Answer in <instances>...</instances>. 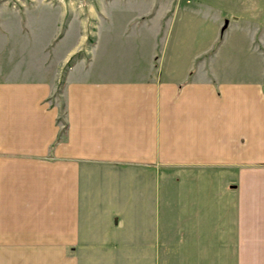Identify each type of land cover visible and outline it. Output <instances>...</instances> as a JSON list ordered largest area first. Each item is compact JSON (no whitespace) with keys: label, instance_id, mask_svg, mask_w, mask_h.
<instances>
[{"label":"crops","instance_id":"1","mask_svg":"<svg viewBox=\"0 0 264 264\" xmlns=\"http://www.w3.org/2000/svg\"><path fill=\"white\" fill-rule=\"evenodd\" d=\"M0 3V264H264V0Z\"/></svg>","mask_w":264,"mask_h":264},{"label":"rangeland","instance_id":"2","mask_svg":"<svg viewBox=\"0 0 264 264\" xmlns=\"http://www.w3.org/2000/svg\"><path fill=\"white\" fill-rule=\"evenodd\" d=\"M200 1L203 3H206L203 0H200ZM3 2L12 9L24 10L25 7L33 8L34 7L33 5H35L36 0H0V3H3Z\"/></svg>","mask_w":264,"mask_h":264}]
</instances>
